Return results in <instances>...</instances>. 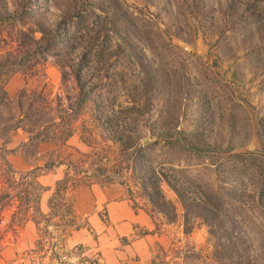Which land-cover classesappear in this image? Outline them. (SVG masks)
I'll list each match as a JSON object with an SVG mask.
<instances>
[{
  "label": "rangeland",
  "instance_id": "374dc122",
  "mask_svg": "<svg viewBox=\"0 0 264 264\" xmlns=\"http://www.w3.org/2000/svg\"><path fill=\"white\" fill-rule=\"evenodd\" d=\"M113 183L158 264H264V0H0V264H91L76 193Z\"/></svg>",
  "mask_w": 264,
  "mask_h": 264
},
{
  "label": "crops",
  "instance_id": "0c3cea01",
  "mask_svg": "<svg viewBox=\"0 0 264 264\" xmlns=\"http://www.w3.org/2000/svg\"><path fill=\"white\" fill-rule=\"evenodd\" d=\"M48 71L57 80L55 74L52 75L53 70ZM6 88L12 95L22 91L26 88L24 77L14 76ZM25 137L23 129H17L6 144L13 149L18 148ZM47 144L42 141L38 146L41 148ZM17 161L23 163L22 168L26 164V160L15 151L10 154V162ZM43 164L44 161L41 166ZM41 179L44 182V174ZM79 192L76 193L75 209L87 218V222L66 236V247L81 246L88 252L95 250V259L91 264H158L154 248L164 244L163 229L156 228L154 220L140 207L132 206L122 184L92 185L91 190H87V201L80 199ZM143 232L146 234L143 235Z\"/></svg>",
  "mask_w": 264,
  "mask_h": 264
},
{
  "label": "trees",
  "instance_id": "16d2710c",
  "mask_svg": "<svg viewBox=\"0 0 264 264\" xmlns=\"http://www.w3.org/2000/svg\"><path fill=\"white\" fill-rule=\"evenodd\" d=\"M78 81H79V78H78ZM24 90H22V91H20V93H19V96H23L24 95ZM20 106V105H19ZM119 119V118H118ZM111 121V120H110ZM31 128V127H30ZM29 131H31V130H29ZM146 195H147V197L149 198V200L152 202V204L154 205V206H156V207H158V208H161L162 206H163V204H161L159 201H157V200H154L153 199V196L150 194V193H148V192H146Z\"/></svg>",
  "mask_w": 264,
  "mask_h": 264
},
{
  "label": "water",
  "instance_id": "95a60500",
  "mask_svg": "<svg viewBox=\"0 0 264 264\" xmlns=\"http://www.w3.org/2000/svg\"><path fill=\"white\" fill-rule=\"evenodd\" d=\"M150 141V139L149 138H146L145 140H144V143L146 144V143H148Z\"/></svg>",
  "mask_w": 264,
  "mask_h": 264
}]
</instances>
